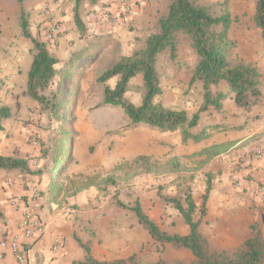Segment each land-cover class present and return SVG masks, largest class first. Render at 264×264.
<instances>
[{"label":"rangeland","instance_id":"1","mask_svg":"<svg viewBox=\"0 0 264 264\" xmlns=\"http://www.w3.org/2000/svg\"><path fill=\"white\" fill-rule=\"evenodd\" d=\"M197 1L205 4L227 1L228 9L236 19L240 13L244 16H248L252 10L255 13V0ZM168 2L169 0H134L133 12L126 14L119 12L115 1L113 10L116 12L113 13L111 10L107 21H102L98 16L95 18L91 16V13L110 9L104 4V0H99L94 5L81 1L78 14L87 30L80 35L73 17L75 0H25L21 6L16 0H0V63L6 64L7 60L10 67H15L16 70L14 83H17L15 84L17 88L8 89L7 96V103L13 116L16 110L14 96L21 92V84L26 78L32 61V55L28 50L29 46L32 47V43L21 34L20 9H23L26 14L29 32L50 45L60 61L55 66L59 69L61 67L67 69L68 84L74 88L71 94L74 100L67 102L64 123L72 139L64 146L70 147L69 154L67 156V153L62 154L58 160V168L63 167V173L60 176L57 171L53 176L49 172L55 166L54 150L46 153L48 146L54 147V142L62 138L57 132L60 123L53 120L54 118L48 116L46 112H42L40 106L27 97L22 111L19 106L16 117L22 118L25 124V143L28 148L26 157L30 173L45 184L60 182L63 186H69L75 164L83 157L84 188L88 190L91 186V189H96L95 200L89 205H84V210L96 209L98 212L93 222L90 217H84V235L89 234L92 241L99 240V245L109 242L112 238H118L120 243L118 249L121 252L116 254L123 256L127 252L129 255L135 253L142 263H149L160 258L190 260L191 254L170 245H165L162 252H159L133 213L115 206L112 203V197L117 196L128 205L136 199L139 200L146 212L153 210L152 219L163 230L181 234L184 228L183 222H180L183 221L180 214L171 204H165L160 200L159 194L181 195L182 188L188 185L184 177L191 174V171L180 176L177 173L169 174L174 177L168 183L169 188L164 183L155 184L158 178L167 174L140 173L128 178L129 173L116 172L117 184L107 188L105 193L99 191L96 182L110 174L114 165L130 161L139 152L144 151L151 143L152 137L150 132H147L149 126L125 128L128 122L120 110L101 103L102 89L96 82V77L102 69L114 62L118 55L129 54L141 46L145 36L153 30L157 18L166 10ZM54 27H58L59 31L50 41L47 35ZM59 37L68 38L59 45L60 42H57ZM181 44L188 45L185 42ZM71 60H77V62L67 67L65 63ZM162 61L163 59L158 64L159 71H162L161 68L165 65H161ZM159 75L161 77V73ZM58 79L59 77H56L55 82ZM140 81L139 76L133 78L129 83V90L125 93L136 105L141 102V92L138 89ZM8 82L12 85V80L0 82V86L4 89L1 94L7 90ZM114 82V78L109 81L111 85ZM12 98L14 100H11ZM20 98L24 96L20 94ZM157 100L160 101V96ZM181 161L186 167H192L186 161L182 159ZM154 199H158L157 205H154L153 201H156ZM98 219L102 221L96 223ZM93 226L95 227L92 228ZM113 226H115L114 229Z\"/></svg>","mask_w":264,"mask_h":264},{"label":"trees","instance_id":"2","mask_svg":"<svg viewBox=\"0 0 264 264\" xmlns=\"http://www.w3.org/2000/svg\"><path fill=\"white\" fill-rule=\"evenodd\" d=\"M24 1L16 0L20 6ZM81 1L94 5L99 0H75L74 22L80 35H83L87 28L78 14ZM254 9V22L260 28L264 41V0H255ZM235 20L236 18L228 9L227 1L205 4L197 0H169L166 10L157 18L153 30L145 36L141 46L129 54L118 55L114 62L98 73L96 82L102 89L101 103L120 110L128 122L125 128L146 125L162 132L179 131L182 143L199 142L208 137L210 130L217 129L212 126L198 133L192 131L197 124L199 112L210 108L220 110L222 101L226 98L224 92H211V85H216L222 80L226 81L230 92L234 95L235 103L246 111H250L258 104H264V92L259 88L264 75L255 64L241 59L235 53L236 43L230 36V27ZM20 27L22 36L30 39L32 43L29 49L32 61L26 73L23 95L36 102L42 112H46L48 116L54 118L53 120L60 123L57 132L62 138L54 142V147L46 146V153L53 150L55 152V166L49 171L50 175L53 176L57 171L60 176L63 173V167L58 168V160L62 154L67 153L66 156L69 154L70 147L64 146L72 139L64 123L67 102L74 100L71 95L74 88L68 84L67 69L64 67L59 69L55 66L60 61L50 45L29 32L28 20L23 9H20ZM183 42L188 44L196 55V64L189 85L199 81L204 89L199 109L191 115L183 109L166 107L157 100L162 93L160 75L156 69L157 57L167 50L169 58L174 60L178 46ZM75 62L77 60H71L65 65L70 67ZM137 76L141 80L138 86L141 102L138 105L125 95L129 90L130 81ZM56 77H59L57 82H55ZM113 78L115 82L111 85L109 81ZM10 115V107L0 104V129L2 120ZM220 148L204 149L199 154L212 156L221 152ZM196 155L195 153L186 157L191 158ZM207 159L208 157L198 162L196 167H186L177 156L160 161L148 155L138 154L130 161L114 165L110 174L96 182L98 190L105 193L107 188L117 184L116 172H127L130 178L140 173L159 175L177 173L180 176L191 171V174L184 177L188 185L182 188L181 195L159 194L160 200L165 204H171L178 211L188 227L186 234L163 230L145 212L139 200L136 199L128 205L117 196L112 197V203L115 206L133 213L159 252H162L165 245H170L188 251L191 254L190 260L160 258L149 263H142L135 253L125 258L100 260L91 255L88 242L83 243L77 238L76 241L84 250L85 256L83 260L76 261L74 264H264V238L259 224H250V234L231 248L213 246L200 229V224L206 215L205 205L210 190V177L206 175V185L199 205L193 199L189 183ZM0 169H23L30 173L27 160L21 157L0 156Z\"/></svg>","mask_w":264,"mask_h":264},{"label":"crops","instance_id":"3","mask_svg":"<svg viewBox=\"0 0 264 264\" xmlns=\"http://www.w3.org/2000/svg\"><path fill=\"white\" fill-rule=\"evenodd\" d=\"M104 4L109 6L113 13L116 12L113 10L115 0H104ZM253 15V10L248 16L240 13L230 27V36L236 43V55L255 64L264 75V41ZM89 24L93 26L92 23ZM66 38L68 37H59V45L67 40ZM30 48L29 46L28 50ZM162 59L161 65H165L161 68L162 71H159L158 64ZM5 62L6 64L0 63V82L12 80V85L8 82L7 90L2 94L4 89L0 86V104L8 105L9 90L17 88V83H14L15 67L11 68L7 60ZM195 64L196 55L189 45L178 46L174 61L169 59L167 50L158 55L156 69L161 73L160 102L164 106L183 109L188 115L198 111L203 99V85L199 81L191 85L188 83ZM259 88L264 92V76ZM24 89L25 80L21 84V92L14 96L15 115L13 116L10 109L11 115L2 120L0 156L21 157L27 160L25 124L22 118L16 117L19 106L22 111L26 103ZM210 90L213 93L224 92L226 98L222 101L220 110L210 108L198 113V121L192 131L198 133L206 127H217L210 130L208 137L199 142L182 143L179 131L162 132L149 128L147 132L151 134V143L139 153L161 160L177 156L193 167L208 157L189 184L193 199L199 204L206 185V175H209L210 190L205 205L206 215L200 229L214 246L229 248L236 246L250 234L249 225L252 223L259 224L264 238V202L258 192L259 188L264 190V104H258L250 111L240 108L224 80L211 85ZM20 94L24 98L21 99ZM212 147H221L222 150L212 156L199 154L202 150ZM257 149H263L260 158L254 156ZM195 153L197 155L192 156L191 160L186 159V156ZM75 165L69 186H63L60 182L45 184L33 173L23 169H0V227L5 229V236L15 230L20 208L25 206L12 205V199L27 197L33 185L40 189V198L29 206L45 223L46 229L39 236L22 238V250L28 264H74L83 260L84 250L78 245L77 238L90 244L91 255L95 259L110 260L129 255L128 252L123 256L116 254L120 251L118 238H112L109 242L99 245V240L92 241L89 234L84 235V217H90L92 222L97 218L96 209L84 210V205H89L95 200L96 189H91V186L88 190L84 188V158L77 160ZM173 178V175H163L155 184L164 183L169 188L168 183ZM154 200V205H157L158 199ZM146 213L151 218L154 217L153 210ZM100 221L102 219L96 220V223ZM182 224L184 232L181 234H186L188 227L184 222ZM56 237L61 239V245L57 251H53L52 244ZM0 264L18 263L10 250L0 249Z\"/></svg>","mask_w":264,"mask_h":264},{"label":"built area","instance_id":"4","mask_svg":"<svg viewBox=\"0 0 264 264\" xmlns=\"http://www.w3.org/2000/svg\"><path fill=\"white\" fill-rule=\"evenodd\" d=\"M119 12L131 14L133 12L134 0H115ZM111 13L110 9H103L99 13L93 12L91 16L94 18L96 16L100 17L102 21H107ZM59 31L58 27L51 29V32L47 35L48 39L52 41V37ZM263 155V149H257L254 153L256 158H260ZM260 197L264 202V190L262 188L258 189ZM40 198V189L37 185H33L30 189V193L27 197L22 198L16 197L12 199L11 204L17 206L18 204H25L20 208V216L16 222L15 230L10 233L9 236H5V229L0 227V249L10 250L17 261L18 264H28L25 254L22 250V238H30L34 236L41 235L45 229V223L42 219L30 208V204H34ZM61 239L56 237L52 244V250L57 251L60 248Z\"/></svg>","mask_w":264,"mask_h":264}]
</instances>
